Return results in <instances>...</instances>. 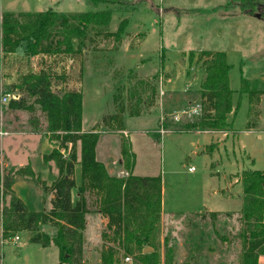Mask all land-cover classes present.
Returning a JSON list of instances; mask_svg holds the SVG:
<instances>
[{
	"label": "rangeland",
	"instance_id": "1",
	"mask_svg": "<svg viewBox=\"0 0 264 264\" xmlns=\"http://www.w3.org/2000/svg\"><path fill=\"white\" fill-rule=\"evenodd\" d=\"M117 1L120 3L96 5L90 0H0V12L19 14L51 9L57 13L72 14L111 10L112 18L108 30L115 31L119 22L125 19V32H128L131 39L129 41L133 44L136 37L147 33L149 38L155 41L161 34L164 38L163 68L169 73L165 78L171 77L174 81L183 67V61L188 62V59L182 58L177 51H227L226 62L230 67L228 81L234 91V116L230 119L232 126L226 131L227 134L216 136L180 133L190 130L193 128L190 125L199 122V94L194 100L191 98V92L170 93V98H166L161 93L162 79L159 67L154 71L155 64L147 66V59L140 62L139 57H135V50L129 52L132 56L122 68L117 67L120 57L116 56L121 45L115 44L113 39L106 38L104 34L95 33V28H91L89 41H86L85 48L77 53L38 55L30 58L16 54L3 55L0 68L1 169L3 172H15L28 164V158H32L30 167L35 170L34 174L38 179L32 180L16 174L13 181L24 179L36 185L27 194L20 195L28 211L50 210V192L36 182L43 181L46 187H50L54 179L51 169L58 173L53 161L44 163L40 156V153L47 152L45 143L48 144V141L43 138L49 137L43 131L44 118L37 106L36 111L32 113L8 108L9 100L17 99L21 94L14 86L18 85L22 75L35 69L37 70L34 72L44 70L52 77L54 91L67 89L63 87V83L80 82L77 88L82 93V126L87 128V131L95 127L99 131L101 139L98 157L104 161L109 174L124 169L123 164L118 163L120 156L117 155V143H120L122 138L126 139V134H120L108 127L109 125H104L103 118L115 112L116 102L126 107L128 94L133 93L131 102L137 103V92L141 99H146L144 105L140 104L144 107L143 113L139 115L140 118L131 117L126 107L121 115L122 125L128 130L131 140L135 136L133 146L137 154V175L159 174L161 177L162 199L166 208L164 207L162 215L161 207L160 242L166 239L175 264H237L241 247L238 233L242 228L239 212L243 204V191L241 183L234 180H238L244 170L264 171V120L251 126V133H241V129L247 127L244 124L246 117L253 122L251 118L254 117L256 98L259 94H264V0ZM242 5L246 6L245 11ZM159 8L160 12L157 11ZM242 11L250 15L241 16ZM135 23H140V26L136 27ZM234 36L237 37L238 43L229 40ZM73 45H77L76 41H73ZM193 53L190 52L189 56H193ZM199 57L197 53L194 57L195 67L189 71L191 76L197 79L195 86L188 91H192L199 82L201 83L203 68ZM152 61L156 64L159 62L158 58H153ZM143 64L148 68L145 73L139 71L140 65ZM9 77L10 79L4 82ZM241 79L248 81L253 95L239 96ZM181 81L177 79L167 90L173 89L174 85L179 86ZM147 82L152 86H147ZM2 96H6V102L1 101ZM164 99L169 101L170 108L163 107ZM186 100L190 102L186 103ZM27 101L31 102L32 99L28 98ZM257 111L264 117V95ZM161 125L165 126L167 134L169 132L170 135L162 136L158 132ZM157 134L158 138L155 136ZM203 136L205 138L201 139ZM145 137L149 138L150 142ZM196 141L199 146L201 142L208 143L205 151L196 149ZM241 144H244L243 148ZM48 145L50 150L51 146L56 144L49 140ZM79 147L77 142L76 158L78 152L80 154ZM25 150H28L31 156ZM191 150L197 151L195 157L191 156ZM62 152L63 157L67 159L68 150ZM46 165L50 167L48 171L44 167ZM189 167L194 170L188 171ZM125 175L126 172L123 176ZM73 176L75 180L80 181L79 171ZM36 188L44 189L42 198L34 191ZM7 204L8 196L0 199V264H56L57 255L37 243L30 242L31 233L26 230L16 232L17 240L14 239L15 236L3 238L1 211ZM195 204L203 207L190 211V207ZM170 209L177 212H169ZM91 228L89 225L86 233ZM104 229L105 226L97 230L98 243L93 244L92 251H82V258L89 264H100L99 253L103 243L100 235ZM39 231L52 236L55 228L46 224L41 225ZM122 256H119L120 264H124Z\"/></svg>",
	"mask_w": 264,
	"mask_h": 264
},
{
	"label": "trees",
	"instance_id": "2",
	"mask_svg": "<svg viewBox=\"0 0 264 264\" xmlns=\"http://www.w3.org/2000/svg\"><path fill=\"white\" fill-rule=\"evenodd\" d=\"M90 1L96 5L120 3L117 0ZM242 9L245 11L246 6L242 5ZM111 18V10L72 14L57 13L51 9L19 14L0 12V68L1 59L6 54L30 58L80 52L85 48V42L89 41L91 28H95V33L113 39L115 44L120 43L127 21L122 19L117 29L111 32L108 30ZM73 41H76V46ZM199 56L204 75L199 90L200 119L190 127L211 132L228 131V115L233 110L234 91L229 86L230 67L226 55L221 51H201ZM189 58L191 61L193 56ZM14 88L21 94L17 99L9 100L8 108L32 113L37 106L45 121L43 131L56 144L42 159L44 163L53 161L58 175L50 187H46L43 181H36L53 195L50 210L28 211L11 189L13 177L16 174L32 180L38 177L29 165L15 172H3L0 166V199L8 196V204L1 211L3 238H10L17 231L26 230L31 233L30 242L42 247L53 244L57 248L58 264H85L82 262L85 216L95 212L107 219L100 235L103 241L99 253L100 264H120V254L122 257L131 256L132 264H175L166 239L161 243L159 237L161 177L132 174L135 155L129 141L122 138L120 142V155L126 175L109 174L105 165L96 159L95 148L99 138L96 127L82 131L80 91H54L52 77L44 70L22 75ZM241 94L253 95L246 79H241L239 96ZM140 96L135 92L137 103L132 104L134 94H128L126 107L129 116L143 113L144 107L140 104L144 105L146 99ZM28 98L32 101L28 102ZM115 105L116 113L106 115L103 124L121 132V115L126 107L118 105V102ZM77 142L80 146L78 185L73 177L77 162ZM63 150H68L67 159L61 153ZM238 180L242 186L243 204L239 212L242 228L238 233L241 247L237 264H258L259 257L264 256V171L244 170ZM73 189L76 190L74 201L71 197ZM46 224L55 228L52 236L39 231V227Z\"/></svg>",
	"mask_w": 264,
	"mask_h": 264
},
{
	"label": "crops",
	"instance_id": "3",
	"mask_svg": "<svg viewBox=\"0 0 264 264\" xmlns=\"http://www.w3.org/2000/svg\"><path fill=\"white\" fill-rule=\"evenodd\" d=\"M0 8H1V5H0ZM157 11L160 12L161 9L159 8ZM241 13H242L241 16H249L250 15V14H247V13H245L243 11ZM135 26L136 27L137 26H140V23H135ZM111 32H114V31H111ZM231 38H233V39H231ZM231 38L229 40H231L232 42H237V43L239 42L236 36L231 37ZM152 39L149 38V33H147L146 35H143L142 37H136L135 44H133L132 41H129L131 39H129V37H128V32H125L124 35L122 36V39H121L120 43H119L121 46L119 47V52H117L118 53L117 54L118 56H116V57H120V60L117 61V65L119 64L117 67L122 68L123 65L127 63L128 58L132 56V55L129 54V52L135 50V57H139L140 62L141 61H144V59H147V63H146L147 66L148 65L150 66L151 64L153 66V64H155V67L156 68H155V70L153 69L154 71H156V69L159 67V69H160V75H161L160 78L162 79V82H161V91L163 93V96H165L166 98H170L169 97V94L170 93H185V94H188L189 92H191L192 93V97L191 98L194 100L196 98V95L199 94L200 84L201 83L199 82L198 86L195 89H193L192 91H188L189 88H191L192 86H195V82H196V79H197V77H192L191 76L192 74H190L189 71L192 70V69H194V67H195V65H194V62H195V58L194 57H195V55L197 53H200L201 51H206V50H203V49L189 50L188 53H186V51H183V50L177 51V53H179V55L182 58H185V59L187 58L188 59V62H186L185 60L183 61L184 64H183L182 69L175 76V79L176 80L177 79L182 80L179 83V86L174 85L173 89H168L167 90V87H169L170 84H173L176 80L174 81V79L171 78V77H167V79L165 78V76L166 75L168 76L169 73L167 72V70L164 71V68H163V56H164V49L163 48H164V46L162 44V39H164V38L160 34V37L157 38L156 41H155V39L154 40H152ZM213 50L216 51L215 49H213ZM190 52H194L193 53V59L191 61H190V58H189V53ZM224 53H225L226 58H227V56H228L227 51L224 52ZM11 55H14V54H11ZM153 58H154V60H156V58H158V61L159 62L157 64L154 63L152 61ZM147 66H145V64L140 65L139 71H141L142 73L147 72L148 71ZM152 68H154V67H152ZM35 70H37V69H35ZM34 71H31V72H34ZM37 72H39V71H37ZM203 76L204 75L202 74L200 81H202V77ZM8 79H10V77L9 78H6V80H4V82H7ZM2 84H4V83L2 82ZM79 85H80V82L79 81L78 82L63 83V87H65V88L67 87V89H65V90L80 91L77 88ZM61 86H62V84H61ZM193 92H195V93H193ZM263 95L264 94H259L258 100L255 102V107H253L254 108V110H253L254 117L251 118L253 120V122L249 120V117H246L245 118L244 124H246L247 127L241 129L242 130L241 131L242 134H249V133H251L253 131L252 128H251V126L258 125V124H260L264 120V117L262 115H260V113L257 111L258 104L261 102ZM164 101L165 102L163 103V107L170 108L169 101L167 99H164ZM189 102L190 101H187L186 100V103H189ZM198 105H199V110H200V103H198ZM163 107H162V110H163ZM163 111L166 112V110H163ZM233 116H234V112L232 110V112L228 115V121L229 122H230V119ZM135 118H140V116H137ZM82 123H83V118H82ZM231 126H232V124L230 122L229 129L231 128ZM82 131L83 132H86L87 131V128H85L84 126H82ZM96 131H98V130H96ZM135 131L137 132V130H135ZM135 131H133V132H135ZM153 131H154V129L152 130V132ZM186 131L185 132H180V133H193L195 135L196 134H198V135L206 134V135H216V136H218V135H224V133L227 134L226 131H224V132H211V131L207 132V131H203V130L199 129L198 127H193V128H190V130H186ZM117 132H119V131H117ZM123 132H125L126 135H124V136L129 141V143H130V149H131V151L135 155V163H134V167L132 169V174L133 175H137V173H136V168H137V154L135 153L134 146H133V143H135L134 142L135 141V136L133 138L134 141L131 140L129 138V132H128V130H126L125 127L119 133L122 134ZM176 133H178V132H176ZM171 134H175V133H171ZM167 135H170L169 132H168V134L166 133V135H163V136H167ZM155 136L158 138L159 135L157 134ZM120 137L122 138V136H120ZM145 138H147V137H145ZM204 138L205 137L203 136L201 139H204ZM43 139H45L46 141H48V144H49V138L48 137L47 138L44 137ZM100 139H101V135H99L98 142L96 144L95 154H96V159L105 165L104 161H102L98 157V146H99V143H100L99 142ZM147 139L150 142V139L149 138H147ZM50 142H51V140H50ZM45 144L47 145V152L46 153H40V154H42V155H40L41 157H43L44 155L48 154L51 151V149L53 148V145H52L51 146V149L49 150L48 149L49 145L47 144V142ZM195 144H196V149H201V151H205V147L208 145V143L201 142V144L199 146L198 145V141H196ZM20 145L21 144H19V146ZM241 147L243 148L244 147V144H241ZM117 149H119V153L117 155L120 156V158H119L120 160L118 159V163L120 164V163H122V160H121V155H120V143L119 142L117 143ZM25 152H27V154L31 156V154H30V152L28 150H25ZM190 153H191V156L192 157H195L197 155V151L196 150H191ZM37 155H38V153H37ZM77 156H78L77 162L75 163V166H74V175L76 173H78V171H79V179H80V166H79V163H78V160L80 158L79 152H78V155ZM31 159L32 158H28V164L27 165H29V166H31V164H30ZM44 167L47 169V171L49 170L48 168H50L47 165L44 166ZM45 168L43 170H45ZM31 169H32L33 172H35V170L32 167H31ZM106 169H107V167H106ZM51 170L53 171L52 172V175H53V178H54L53 181H54L57 178L58 173H55V171L53 170V168ZM124 172H125L124 169L117 170L115 172V174H113V175L123 176ZM158 175L159 174H156V175L155 174L154 175L147 174V175H138V176H158ZM234 181H236L238 183L239 180H237V178H235ZM75 183H76V185H78L80 183V181L75 180ZM29 185H31V186H29ZM35 187H36V185L32 181H27V180H24V179L23 180H19V181H13V183L11 185V189L13 190V192L15 193V195L21 201H22V198L20 197V195L22 193H26L27 194L29 192V190H33ZM162 189H163V187H162ZM34 191L36 192V194L40 198L43 197V191L44 190L36 188ZM161 194H162V191H161ZM37 195H36V197H38ZM71 197H72V200L73 201L76 199L75 189H73L71 191ZM52 198H53L52 193H49V199L48 200L51 201ZM161 199H162V195H161ZM161 207H162V211H163L162 215H163L164 214V207H165V203H164V200L163 199H162V205H161ZM201 207H203V206L202 205H199L198 206V205L195 204V206H192V208L190 207L189 210L190 211H197V210H200ZM39 211H41V210H39ZM169 212H177V211H174V210H171L170 209ZM106 223H107V219L104 218L103 216H101L98 213L89 212L88 214H86V216H85V229L83 231V240H84V242H83V245H82V251H85V249H87V251H89V250L92 251L93 244L96 245L98 243V241L96 240L97 238H99V234H98L97 230L99 228L104 227L106 225ZM89 225L92 228H91L90 231H88V233H86ZM43 249H48V250L52 251L53 254L57 255L56 264H58V252H57V248L53 244H50L49 246L44 247ZM88 253H90V252H88ZM82 262H84L85 264H89V263H87L85 261L84 258H82ZM258 264H264V256H260L259 257Z\"/></svg>",
	"mask_w": 264,
	"mask_h": 264
},
{
	"label": "built area",
	"instance_id": "4",
	"mask_svg": "<svg viewBox=\"0 0 264 264\" xmlns=\"http://www.w3.org/2000/svg\"><path fill=\"white\" fill-rule=\"evenodd\" d=\"M1 101L2 102H6L7 101L6 96H2L1 97ZM158 132L163 136V134H166L167 133V130L164 129V125H161ZM207 132H209V131H207ZM61 153L63 154L62 151H61ZM188 170L189 171H192V170H194V168L193 167H190ZM14 239L17 240L18 237L15 236ZM123 261H124V264H132V258H131V256H125Z\"/></svg>",
	"mask_w": 264,
	"mask_h": 264
}]
</instances>
